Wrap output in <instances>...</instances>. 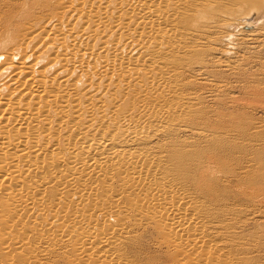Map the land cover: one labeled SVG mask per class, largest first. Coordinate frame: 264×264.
I'll return each instance as SVG.
<instances>
[{"label":"bare ground","instance_id":"obj_1","mask_svg":"<svg viewBox=\"0 0 264 264\" xmlns=\"http://www.w3.org/2000/svg\"><path fill=\"white\" fill-rule=\"evenodd\" d=\"M263 10L0 0V264H244L227 221L263 191L244 150L264 143V125L210 116L204 98L239 109L242 90L264 104V74L226 79L248 57L214 56L236 24L255 32Z\"/></svg>","mask_w":264,"mask_h":264},{"label":"rangeland","instance_id":"obj_2","mask_svg":"<svg viewBox=\"0 0 264 264\" xmlns=\"http://www.w3.org/2000/svg\"><path fill=\"white\" fill-rule=\"evenodd\" d=\"M261 12L258 11V13H260L258 15L259 17L256 18L255 22L254 23L252 22V24H251V30L254 29V30H256L255 32H253L251 35H247L246 32L248 29L246 30V28H244V26L239 28L240 26H238L236 24L237 26L235 25V26L231 27L232 28L231 30L230 29L228 30L230 33H233V36L226 38L225 39L226 44H223L221 46V49H220V51L227 49V50H229L228 53L225 54L222 51V52H218V54L214 55L215 57H218V58H226V56H234V52H238L239 54H241L245 57H248L247 59H241L240 62L237 63V65H238L237 69L238 70L236 71V73H232V74L228 73L227 76H229V77H227L226 79L230 82L231 85H236L237 83H238V85L239 84L241 85L243 83H246L247 81H249L247 84L252 83L251 82L252 79L249 78L250 75H252V74H256L255 79L257 82H255V83H259L260 81H262V80H260V78H261V75L264 74V66H262V63L264 62V39L260 38L261 37L260 35L259 36L255 35L260 31V28H261L260 26L264 24V10ZM215 30L216 31H222L223 29L217 28ZM251 36L255 40H253V39L249 40L250 38L248 39V37H251ZM237 37H245L246 38L245 41L248 43V45H242L239 47L238 44L236 45L235 42L233 43V40H235ZM2 42H3L2 43V45H3L4 41H2ZM261 44H262V47L260 46ZM230 51H232V53H229ZM251 62H253V63H251ZM193 79H194L195 84L199 80L197 78H193ZM211 95H214V94L211 90H209V92L205 95V98H204V101H206L204 103V105L205 106H211V107H209V109H211V110L208 109L210 111V113L206 112L208 115L211 116L212 115L211 113H213V115H216L219 118L220 117V115H218L219 113H222L224 115L228 114L227 117H231V118L237 117V121L240 118L247 117L248 120L255 122V124H257V122H258L257 125H261V126L264 125V104L260 105V104L256 103L253 100V98L251 99L249 97V94H247V92H245V94H244L243 91L241 90V92L237 91L234 94V96L236 97L237 100L241 97L240 99H243L245 101V105L243 107H240L239 109L238 108L235 109L232 106L224 105L223 102L227 100L226 98H221L220 103H214L211 101L212 100ZM228 96L229 95H227V97ZM249 100L252 102H250ZM246 101H248V102H246ZM247 103H249L250 105H248ZM246 107H248V108L246 109ZM215 111H217V112H215ZM186 136H191V135L186 133ZM189 140H190V143L193 142L192 143L193 145L199 144V143H196V139L188 138L187 141L189 142ZM192 140H194V141H192ZM256 142H258L257 145H256ZM243 143L245 144V142H243ZM251 145H252L251 146L252 149L249 146L244 150V152L249 153V154H253V157L257 158V161H255L254 165L258 166L259 171L264 175V143L261 139H258V140L256 139L253 142H251ZM195 147H196V145H195ZM262 147H263V149H262ZM240 154H244V153H240ZM240 154H238V155H240ZM247 158L250 159L249 156H247ZM256 171H257V169H256ZM253 186H255V185H247V186H245V188H246V190H249L250 188L253 189ZM257 186L259 188L258 187L256 188V193L260 194L259 191L263 190L262 193L256 197H250V198L248 197L249 198L248 200H246L245 198H241V200H240L241 205L239 204V202L237 203V207H236L237 213L232 214L233 215L231 218L232 221L231 220L227 221V223H231L230 225L233 226L230 230L231 234H233L234 237L238 236L240 238V242L243 243V250H245V253L243 251H240V252H243V254H241L240 256L245 257L246 261L244 264H264V212H263L264 211V204L260 203V199L263 198V200H264V197H263L264 196V181L260 182V184ZM251 189L249 190L250 192L249 191H247V192L248 193L253 192V190H251ZM250 200H252V201H250ZM243 203H244V205H243ZM246 203H247V205H246ZM245 208H247V209H245ZM238 209H241V211ZM242 211H244V212L242 213ZM234 221H236V222L234 223ZM65 237H66V239L67 238L70 239L69 234H65ZM145 245L147 246V248H149V250L157 253V251L155 249L151 248L147 243Z\"/></svg>","mask_w":264,"mask_h":264}]
</instances>
